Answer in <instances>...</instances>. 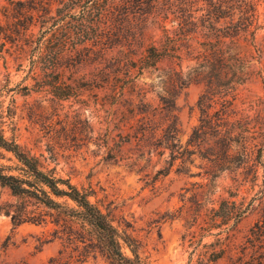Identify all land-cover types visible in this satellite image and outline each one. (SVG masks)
Masks as SVG:
<instances>
[{"label": "rangeland", "instance_id": "1", "mask_svg": "<svg viewBox=\"0 0 264 264\" xmlns=\"http://www.w3.org/2000/svg\"><path fill=\"white\" fill-rule=\"evenodd\" d=\"M136 1L0 0V31L13 34L34 20L37 42L48 11L49 26L64 23L72 32L45 33L43 45L64 39L68 45L48 75L50 63L35 42L0 41V128L47 167L91 189L151 264H264V166L256 179L244 167L211 179L207 159L195 154L183 163L176 156L200 117L204 83H187L196 52L142 68L145 49L158 43L165 23ZM257 2L264 24V0ZM257 47L264 49V28L256 47L241 41L232 53L241 51L252 70L238 87V107L263 121L264 53ZM175 115L178 151L163 128ZM14 160L0 146V164ZM77 231L56 209L0 181V264H118L107 249L76 239Z\"/></svg>", "mask_w": 264, "mask_h": 264}, {"label": "trees", "instance_id": "2", "mask_svg": "<svg viewBox=\"0 0 264 264\" xmlns=\"http://www.w3.org/2000/svg\"><path fill=\"white\" fill-rule=\"evenodd\" d=\"M130 1L124 0L126 5H130ZM136 2L137 6H150L157 12L159 20L165 23L163 36L158 43L154 42L145 49L148 62L142 68L155 66L166 58L182 59L183 53L191 55L196 52L193 56L196 66L188 73L187 83L192 80L204 83V91L198 100L199 122L194 126L186 146L179 151L177 142L173 140L179 131L178 116L175 115L163 127L168 144L179 153L176 156H181L183 163L186 160L193 161L192 156L195 154L207 159L209 163L205 172L211 179L220 171H236L241 167L248 170L251 179L258 178L260 168L264 166V120L238 107V87L252 76V70L249 59L241 51L232 53L233 47L241 41L257 46L258 32L264 28L257 0ZM51 9L52 4L49 7ZM106 11L105 8L100 11L98 21L105 16ZM43 17L40 27L44 35L39 41L31 39L37 25L34 20L27 24L20 23L13 34L1 30L0 41L1 45H5L7 41L17 40L28 46L35 42L40 56L50 63L43 70L44 75H48L54 72L58 58L68 45L65 39L53 48L43 45L41 41L45 33L55 37L63 30L67 34L72 32L64 23L49 26L54 17L51 12L46 11ZM167 22L175 27L167 28ZM198 35L205 40L199 41ZM199 47L203 50H199ZM257 51L260 56L264 53V49L258 47ZM59 85L54 87L58 88ZM166 109L172 111L173 108ZM0 146L12 152L15 159L14 164H0V181L14 193L56 209L63 215L66 225L78 229L79 236L73 235L76 239L90 246L107 249L118 264H151L149 257L142 253L139 240L114 223L109 213L92 199L91 189L80 187L71 177L60 175L54 168L47 167L38 155L7 137L1 128ZM243 212H237L234 216L239 219ZM33 220H38V217Z\"/></svg>", "mask_w": 264, "mask_h": 264}]
</instances>
